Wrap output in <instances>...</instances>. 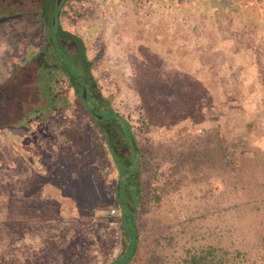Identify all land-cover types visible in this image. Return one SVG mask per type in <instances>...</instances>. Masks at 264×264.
<instances>
[{
    "label": "rangeland",
    "instance_id": "374dc122",
    "mask_svg": "<svg viewBox=\"0 0 264 264\" xmlns=\"http://www.w3.org/2000/svg\"><path fill=\"white\" fill-rule=\"evenodd\" d=\"M31 5L0 0V148L26 143L18 178L51 189L0 203V264H116L132 254L128 214L133 264H264V0L64 2L63 45L90 63L94 106L133 164L122 177L76 170L74 134L52 132L78 116L54 95H73L53 83L71 57L56 52L54 74L36 67L46 38Z\"/></svg>",
    "mask_w": 264,
    "mask_h": 264
},
{
    "label": "trees",
    "instance_id": "16d2710c",
    "mask_svg": "<svg viewBox=\"0 0 264 264\" xmlns=\"http://www.w3.org/2000/svg\"><path fill=\"white\" fill-rule=\"evenodd\" d=\"M66 1H71V0H35V5L30 6L31 8H33L32 13L30 12V14H27L39 19V21L41 22L40 23L41 29H43L45 32L43 33V30L41 32L42 35L46 38V42L45 44H43L42 50L38 54L39 56L35 60V62H37V65L35 64L36 67L42 66L44 70L48 71L47 75L54 74L56 73L55 72L56 69L53 66L55 61L52 60V57H54V55L57 54L56 52L58 51L61 53L67 52L71 57V67L69 68V70L64 71L66 74L61 75L62 77H59V79L57 78L56 81L53 80V83L56 86L58 85V82L62 81V79H66L68 84V90H72L73 95L71 98L67 96V93H63V92L62 93L54 92V95L56 94L57 97L63 98L64 101H68L69 103L68 105H70V103L72 102L73 103L72 110L78 116L75 118L74 121L70 120V123L72 125L70 124V127L66 128L65 124L67 121L64 120L63 118L64 116L61 115V118L58 120V122L54 124V127L52 128L50 126V128H52L53 133H59L61 127H63L64 128V131L62 132L63 134H74L73 142H71V140H68L66 141V143L68 145L73 144L74 147L78 150H76V152L74 153L72 152V154L67 153L66 156L67 158L68 157L74 158V162L77 165L76 170L78 169L92 170L95 174L96 169L98 168L105 175V177L109 172H113L117 174L119 177H122L127 173H129V169L133 164L130 158L124 159L122 155H119L116 152L115 148H117V144L114 143L116 133L114 131H110V128L103 125L104 123L101 122L102 120L107 119L109 115L105 113L100 114L98 108L99 106H94V99L100 103L99 105H101L102 101L101 98L90 96L89 93L90 90H92L91 92H94V88H95L92 76L89 75V70L91 67L90 63L89 62L87 63L85 61L84 54L83 56L79 57V54L77 53L72 54V51L66 49L65 46L63 45L64 42L68 40V38L69 39L72 38L70 33L63 31L60 20L61 8L64 5V2ZM7 19L9 18L0 19V24H8ZM16 20L17 19L14 18L12 21H16ZM78 49L80 51L81 48L78 46ZM46 55L48 57H46ZM41 60H45L49 62L50 65H48L47 63L45 65L42 64ZM79 60H80V65L78 62ZM80 69H82V71ZM84 70H86V72ZM50 89L52 90L53 88ZM91 102L93 105L91 104ZM65 107L67 108V105L61 106L60 109L64 110L63 112H66L67 109ZM24 129L26 130L27 128L25 127ZM120 132L123 133L122 131ZM61 135L62 134H60V136ZM120 135L124 139V142H127L126 134H120ZM129 136H130L129 137L130 144L129 145L126 144V145L129 148H131L133 154L136 155L138 154L139 151L136 147L134 136L132 135L131 132L129 133ZM68 137H72V136L68 135ZM75 145H79L78 146L79 148H77ZM181 154L185 155L186 156L185 158L187 160L191 159L190 158L191 155L189 153L186 152L178 153V155ZM97 176H98V172H97ZM137 203L138 201H134L135 206L137 205ZM121 204L123 205V207H125L126 202L122 200ZM131 212L136 213L134 212V210H132ZM128 216L131 217L132 226L134 230L133 238L130 242L132 254L129 258L125 256V259L123 260V262H121V264H133L134 262V260L132 259L136 248L137 233L135 229L134 216L132 214H128ZM196 264L198 263L196 262Z\"/></svg>",
    "mask_w": 264,
    "mask_h": 264
},
{
    "label": "crops",
    "instance_id": "0c3cea01",
    "mask_svg": "<svg viewBox=\"0 0 264 264\" xmlns=\"http://www.w3.org/2000/svg\"><path fill=\"white\" fill-rule=\"evenodd\" d=\"M26 135L28 134H24V136H21V137H25ZM16 138H21L19 137L20 135L19 134H16L15 135ZM17 144L19 145V148H20V145L21 147L24 146L26 143H20L19 141L17 142ZM27 145V144H26ZM19 148L15 149V147L13 146H10V148H6V149H9V153L7 152V150H5V152L2 153V147L0 148V157L2 155H11V156H14L11 158L10 161L8 160H5V165L7 168L10 169V171L12 172V176L9 177V179H6L4 176L2 177L1 176V173L2 174H5V172L1 169L2 166H0V203L4 201V199H6V201L4 202H8L7 205L10 203V210H11V202L10 199H8L9 197H13L14 196V190L16 189L17 191V199L19 200V202H21L22 200H28L29 198L28 197H25L24 195L27 193V195H29V193L31 191L28 190V184L31 186V188L34 190L35 188L39 189L41 191V195L40 197L41 198H45L47 196V192L50 193V189H51V184L47 183V182H44L41 186H36L34 187L33 185H31L30 182H28V174L25 173L26 176H24L23 178L19 179L18 178V172H19V167L18 165H22V166H26V168L28 169L29 171V167L30 166L27 162H25L24 160H22V163L19 164V160L21 158L22 155H31L32 153V150L27 152V150H25L24 148L25 147H22V151L19 150ZM0 163H2V161L0 160ZM26 164V165H25ZM16 165L18 168H14L13 166ZM16 170V171H15ZM13 171H15V173L17 174H14ZM27 172V171H26ZM5 178V179H4ZM41 187V189H40ZM9 188V189H8ZM55 188V187H53ZM66 191L65 193H67V188H64ZM63 189V190H64ZM26 195V196H27ZM21 199V200H20ZM6 205V208H3L2 206H0V215L1 217H8L10 216L9 214V207ZM113 211V210H112ZM122 224H120L121 226ZM128 233H130L131 231L130 230H127ZM134 230L132 231V234H133ZM130 247V246H129ZM127 248V247H126ZM125 259V256L121 259H116L114 260V262L116 264H121V262H123V260ZM109 264H113V262L109 263Z\"/></svg>",
    "mask_w": 264,
    "mask_h": 264
},
{
    "label": "built area",
    "instance_id": "2783aa9c",
    "mask_svg": "<svg viewBox=\"0 0 264 264\" xmlns=\"http://www.w3.org/2000/svg\"><path fill=\"white\" fill-rule=\"evenodd\" d=\"M111 213L113 214V213H114V211H111Z\"/></svg>",
    "mask_w": 264,
    "mask_h": 264
}]
</instances>
